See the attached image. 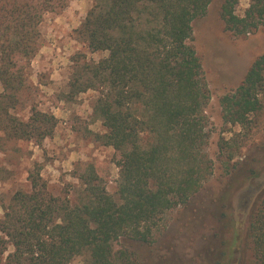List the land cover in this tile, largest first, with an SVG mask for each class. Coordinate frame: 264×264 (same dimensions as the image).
<instances>
[{
    "label": "trees",
    "instance_id": "1",
    "mask_svg": "<svg viewBox=\"0 0 264 264\" xmlns=\"http://www.w3.org/2000/svg\"><path fill=\"white\" fill-rule=\"evenodd\" d=\"M68 0H0V149L3 140L41 142L56 125L53 113L31 106L21 119L14 109L29 88L30 61L39 50V25ZM224 0L225 28L244 34L264 26V0ZM211 0H94L76 29L90 51L107 55L84 63L71 81L77 91L96 89L93 113L105 132L96 134L120 152L117 197L99 168L77 173L79 201L51 194L38 171L29 190H16L0 217V264H131L123 239L152 240L163 214L187 203L210 173L205 107L209 91L192 38V21ZM81 81L80 79H83ZM264 100V53L241 83L220 98L226 122L246 126ZM252 264H264V189L247 227Z\"/></svg>",
    "mask_w": 264,
    "mask_h": 264
},
{
    "label": "rangeland",
    "instance_id": "2",
    "mask_svg": "<svg viewBox=\"0 0 264 264\" xmlns=\"http://www.w3.org/2000/svg\"><path fill=\"white\" fill-rule=\"evenodd\" d=\"M94 0H68L63 9L44 14L39 25V50L30 61L29 88L14 112L26 120L35 106L53 113V133L34 139L3 140L0 149V217L13 193L29 190L30 172L38 171L51 194L79 201L77 173L86 163L99 168L107 191L117 197L120 152L97 139L105 132L93 113L98 91H77L71 81L81 65L97 61L106 51H90L77 32ZM224 0H211L192 21V38L209 91L205 107L208 138L204 151L210 173L187 203L166 211L153 226L152 240L123 239L131 264H252L247 227L257 195L264 189V100L246 126L226 122L220 98L242 81L252 61L264 53V26L244 34L225 28ZM250 0H238L243 14ZM86 78L85 76L81 81ZM2 86L0 84V92ZM86 254L68 264H85Z\"/></svg>",
    "mask_w": 264,
    "mask_h": 264
}]
</instances>
